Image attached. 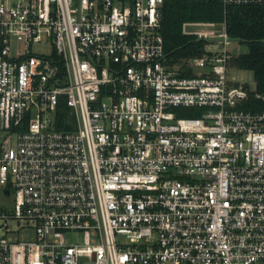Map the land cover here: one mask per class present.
<instances>
[{"label":"built area","instance_id":"2783aa9c","mask_svg":"<svg viewBox=\"0 0 264 264\" xmlns=\"http://www.w3.org/2000/svg\"><path fill=\"white\" fill-rule=\"evenodd\" d=\"M162 3L0 0V185L31 230L0 264H264V110L225 21L177 57Z\"/></svg>","mask_w":264,"mask_h":264},{"label":"trees","instance_id":"16d2710c","mask_svg":"<svg viewBox=\"0 0 264 264\" xmlns=\"http://www.w3.org/2000/svg\"><path fill=\"white\" fill-rule=\"evenodd\" d=\"M161 32L164 47L174 56L201 54V41L183 34L181 26L186 21H225L231 39L247 44L245 53L234 55L230 64L251 69L255 88L239 104L246 110H264V4H231L223 6L218 0H163L161 5ZM259 94V96H256ZM181 114L199 115L193 107H175Z\"/></svg>","mask_w":264,"mask_h":264},{"label":"rangeland","instance_id":"374dc122","mask_svg":"<svg viewBox=\"0 0 264 264\" xmlns=\"http://www.w3.org/2000/svg\"><path fill=\"white\" fill-rule=\"evenodd\" d=\"M16 0H9V3L14 2ZM190 29L200 28L195 26H190ZM216 30L221 29L220 23H217L214 27ZM229 52L232 56L238 55L240 53H245L248 50L247 44L245 42H241L235 39H230L228 44ZM228 77L235 82H243L245 83L250 90L255 88V80L253 76V72L251 69L247 68H238L231 64L228 65ZM188 115V114H184ZM10 187V193L7 194L4 192V187L0 185V236H27L31 230L26 229L23 231L17 232L20 228V225L25 224L24 221H20L14 218L13 214V191L14 188L8 184ZM5 214V216H2Z\"/></svg>","mask_w":264,"mask_h":264},{"label":"water","instance_id":"95a60500","mask_svg":"<svg viewBox=\"0 0 264 264\" xmlns=\"http://www.w3.org/2000/svg\"><path fill=\"white\" fill-rule=\"evenodd\" d=\"M6 193H8V190H6Z\"/></svg>","mask_w":264,"mask_h":264}]
</instances>
